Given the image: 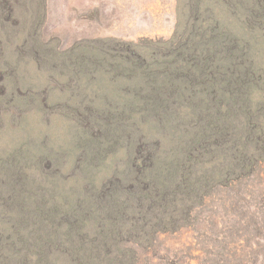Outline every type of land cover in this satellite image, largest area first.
Here are the masks:
<instances>
[{
	"label": "rangeland",
	"instance_id": "rangeland-1",
	"mask_svg": "<svg viewBox=\"0 0 264 264\" xmlns=\"http://www.w3.org/2000/svg\"><path fill=\"white\" fill-rule=\"evenodd\" d=\"M0 264H264V0H0Z\"/></svg>",
	"mask_w": 264,
	"mask_h": 264
},
{
	"label": "trees",
	"instance_id": "trees-1",
	"mask_svg": "<svg viewBox=\"0 0 264 264\" xmlns=\"http://www.w3.org/2000/svg\"><path fill=\"white\" fill-rule=\"evenodd\" d=\"M216 24L212 23L209 26V32H206L208 35L207 39H205L202 43H201V48L199 49V57H201L204 61L208 62V63H215L214 59L216 56H218V52H219V48L220 45L222 46H226V49L229 53V55L233 54L235 50V44L232 45V42H226V40L223 38L221 39L222 35L219 34H212V31L216 28ZM220 44V45H219ZM196 57L198 58V56L196 55ZM199 59V58H198ZM245 64V62L242 61V64ZM246 68V66H244L242 68V72L241 71H236L235 67L231 66L229 67V73L233 76L232 79L227 80V89L223 90V95L225 97L226 94H228V92H230L231 94H235V97L233 99H235L237 97L238 94V86L239 85H243L247 82V80L249 79V71L248 69H244ZM207 68H204V71ZM220 76H221V71L219 70L218 73L216 71V68L210 71V78L208 79L209 81H211L209 84L211 85L213 83V85L215 83L218 84L219 80H220ZM206 81V80H205ZM208 83V82H207ZM223 99L220 97L219 100H221L219 103L222 104L226 101L227 102V98L225 97ZM226 99V100H225ZM232 99V100H233ZM218 117L216 119L212 118V114H207L205 117V123L204 126L201 128L202 131H204L205 133V137L204 140H208L207 142H211L215 144L217 142H224V140H228L231 134V130H228L227 128V124L224 122L223 117H224V113L220 112L218 113ZM184 174L182 173L181 179L183 178ZM160 175L157 174V178H154L152 180H149L148 185H144L143 186H149L151 183H153V185H155L156 188H158L157 186V182L158 181H163V180H159ZM170 178V177H169ZM169 178L164 179L167 180ZM186 183V182H185ZM167 187V185H165ZM187 191L189 192V194H192L194 191L193 190H189L188 186H187ZM163 192V190L161 192H159V194H161ZM158 194V192H157ZM156 194V195H157ZM191 196V195H189ZM160 198V197H159Z\"/></svg>",
	"mask_w": 264,
	"mask_h": 264
}]
</instances>
